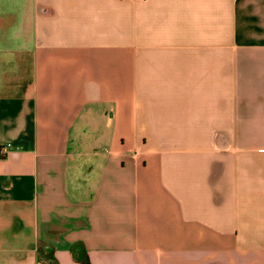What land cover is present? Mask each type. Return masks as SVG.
Instances as JSON below:
<instances>
[{
    "label": "crops",
    "instance_id": "1",
    "mask_svg": "<svg viewBox=\"0 0 264 264\" xmlns=\"http://www.w3.org/2000/svg\"><path fill=\"white\" fill-rule=\"evenodd\" d=\"M0 264H264V0H0Z\"/></svg>",
    "mask_w": 264,
    "mask_h": 264
},
{
    "label": "built area",
    "instance_id": "2",
    "mask_svg": "<svg viewBox=\"0 0 264 264\" xmlns=\"http://www.w3.org/2000/svg\"><path fill=\"white\" fill-rule=\"evenodd\" d=\"M8 152L7 147H0V155L5 156V154Z\"/></svg>",
    "mask_w": 264,
    "mask_h": 264
}]
</instances>
